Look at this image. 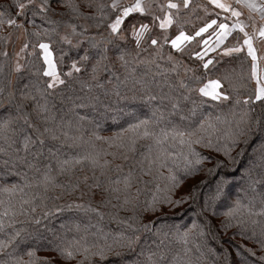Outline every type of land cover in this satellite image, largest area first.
Wrapping results in <instances>:
<instances>
[{"label":"trees","instance_id":"obj_1","mask_svg":"<svg viewBox=\"0 0 264 264\" xmlns=\"http://www.w3.org/2000/svg\"><path fill=\"white\" fill-rule=\"evenodd\" d=\"M73 2L78 11L64 0H49L47 12L18 18L24 28L0 25V189L17 184L24 188L25 199L35 197L21 214L24 194L9 199L0 191V213L9 205L17 210L0 240L21 230L13 245L0 253V264H12L17 256L28 261L29 251H35L37 264H79L82 253L68 259L57 250L77 241L112 246L103 260L97 256L84 264H149V253L155 254L157 264H264V215L258 214L264 207V101L254 98L256 82L245 47L224 54L225 47L242 45L243 34L233 32L219 50L201 60L194 55L204 53L201 37L187 43L182 53L170 43L163 49L148 41L137 47L128 24L140 14L126 18L123 31L114 34L109 23L118 12L110 7L112 0ZM12 3L0 0V5ZM96 3L109 5L104 15ZM193 3L209 10L182 9L180 20L188 34L211 19L220 23L226 17L206 0ZM155 11L162 15L159 8ZM144 22L150 23L151 17ZM211 29L202 34L204 40ZM163 31L155 27L152 35L159 37ZM167 34L174 38L177 26ZM40 43L50 45L64 84L48 87L51 78L45 74ZM18 48L24 58L19 69ZM209 59L213 62L205 69ZM209 79H219L229 99L203 96L198 88ZM238 96L253 99L236 104ZM249 109L251 129L233 145L244 127L240 118ZM139 120L150 121L151 135L143 136V128L129 129ZM4 121H9L6 127ZM175 132H195L193 139L203 138L192 145L205 157L201 163ZM26 137L35 142L27 152ZM63 161L69 163L62 169ZM45 175L54 182L45 185ZM237 201L247 207L229 216ZM128 238L135 241L131 247Z\"/></svg>","mask_w":264,"mask_h":264},{"label":"snow or ice","instance_id":"obj_2","mask_svg":"<svg viewBox=\"0 0 264 264\" xmlns=\"http://www.w3.org/2000/svg\"><path fill=\"white\" fill-rule=\"evenodd\" d=\"M65 4L71 8L73 11L79 10V5L75 4L73 0H64ZM209 4L214 5L215 8L223 10L225 13H230V17H225V19L235 18L232 20L231 26L228 23L220 22L217 24L216 19H211L210 22L205 23L202 27L194 32V34H188L183 30L180 16L182 9H189L192 6V0H166L165 3L157 4L155 0H132L131 3L128 4H121L120 0H112L110 7L114 10H117L118 14L115 15V18L109 23V28L111 33L120 34L123 29L121 28L122 25L125 23V19L130 17L132 14H140L139 17L130 21L128 24V30H130L131 35L135 38V43L137 47L141 46V44L145 41L150 42L151 45L156 46L160 49H163L164 45L171 44L172 48L176 49L178 52L184 51V46L187 43L194 41L197 37H201L203 44L206 46L204 53L197 51L194 53L195 56L200 58L201 60L204 59V55L207 54L208 51H215L216 48L220 47V45L224 44V41L233 34L234 31L239 30V33L243 34V43L239 46L234 47H225L224 54H232V53H239L244 51V46H247V55L251 57L252 60V72L251 76L256 82L255 88V100L264 101V75H262L259 71V64H258V57L256 54V48L254 47L253 41L257 37L264 41V2H258V0H235V5L232 3H228L227 0H208ZM89 7H92L93 4L89 2ZM49 0H41L40 3H37V0H13L11 5H0V25L7 24L8 26H14L16 28H24L23 23H18V18H26L28 12H31L32 16L35 17L42 12H47L49 10ZM95 7L101 10V15H104L103 9L109 7L104 3H96ZM197 7H204L205 11L207 12V7L204 5H197ZM159 8L162 15H157L155 9ZM242 8H247L250 12H257L259 13V18L261 24L255 31L250 34L246 31L248 25L245 21L241 20L240 17L243 15L241 11ZM216 16H219L220 13H215ZM15 17V18H14ZM145 17H151V22H144ZM250 20H254V17L251 15L249 16ZM158 22V24H157ZM34 23V21H33ZM176 25L178 28V34L175 35L174 38H169L167 34V30L171 28L173 25ZM213 25H216V28L213 29V35L216 37L213 44H209L208 40H204L202 34L208 32L210 28H213ZM72 30L75 32L76 26L72 25ZM158 27L159 29L164 30L163 33L159 36H153L152 31L153 28ZM253 27L255 25L253 24ZM27 31V29H25ZM121 38H124L121 36ZM69 44H71V40L68 39L67 36L63 37ZM25 48L28 47L27 44L24 46ZM39 48L43 50L44 53V60L48 65V70L46 71V75L52 78L51 83L48 84L49 88H55L57 84H64L65 81L61 79L59 73L56 71V64L52 58V52L50 49V45L48 43H40ZM121 60H124V56L121 55ZM172 59V56L169 55V60ZM212 60H207L203 67L205 69L208 68L209 64H212ZM127 63V61H125ZM20 65H17V69H19ZM72 68L75 71H79L80 69L76 66L75 62L72 64ZM68 75H72L71 71ZM185 87H187L185 85ZM222 85L219 79H209L207 83L203 84V86L198 88V91L205 97H211L213 100H227L229 96L221 91ZM119 95V93H117ZM253 97L248 96L241 100L239 96L236 99V104H249L252 101ZM45 111L47 108L45 106ZM251 109L244 111L243 115L240 118V124H243L244 127L241 128L236 138L233 139L232 143L235 145L239 141L240 136H244L247 131H250L252 120L249 115ZM9 121H4V126L8 125ZM150 123L148 120H139L136 124L129 125V129L132 131H137L138 129L143 128V132L141 133L143 136H149L151 133L147 129V125ZM257 124L259 121L256 122ZM211 127V125H209ZM200 128H204V123L202 122ZM47 130V129H46ZM175 136H179L180 143L182 145H187L190 154L196 157V163L199 164L202 162L205 157L200 156L198 152L192 147L193 144H200L203 140L202 137H198L193 139L192 137L195 136V132L186 134L184 132H175ZM67 135V133H65ZM187 137V138H185ZM55 135L52 136V139H57ZM41 145L44 143L42 139L38 141ZM163 141L157 140V143H162ZM31 143H35L31 140V137H26L24 140V151L27 152ZM207 146H211V141L207 142ZM220 150V149H217ZM0 151H4L0 149ZM224 153L226 156H230V149L225 148ZM7 154V153H6ZM20 162L26 163V157H18L17 158ZM155 162V161H154ZM9 163L8 160L4 161L5 166ZM68 161H63L61 167L63 169L64 165H67ZM29 167H33L34 165L29 163ZM161 166H163V160L161 161ZM175 179V177H173ZM45 185L54 182V178L48 175L44 176ZM25 186H28L27 184ZM0 191L9 194V199H11L17 192L23 193L20 197V206L19 211L21 214L25 213L27 209L24 207L26 204H31L32 200L35 197H31L25 199L27 195L24 193V188L20 185L13 184L11 186H5ZM155 202V201H154ZM169 203H173V201L169 200ZM181 201H177L175 203H179ZM4 201L0 200V204H3ZM264 204V200L261 201ZM71 207V205H69ZM77 207H81L77 205ZM242 206L239 201H237L236 208L230 209L228 215H233L234 212L238 211ZM249 213L251 214V208L248 209ZM31 211L35 212V207H32ZM259 215H264V207H261ZM17 215V210L12 208L9 205V208H6L2 213H0V232H3L6 227L11 226L15 222V216ZM8 218V219H6ZM39 219H35V223H39ZM255 222V221H254ZM147 228V225H144ZM196 227V225H193ZM21 234V230H15L13 233L8 234L6 239L0 240V253H3L5 249L9 248L13 245L16 241L17 237ZM189 233H184V242L188 243L187 237ZM138 239V237H137ZM135 241L132 238H128L127 246L131 247V245ZM262 246H264V241H261ZM121 247L125 245L120 244ZM95 248V250H93ZM61 255L65 258L71 259L74 258L77 254L82 253L83 259L79 262V264H84L85 260H90L93 257H100L101 260L106 258L108 252L112 251L111 245H101V246H88V245H80L79 241L75 242L74 246L70 247H63L57 249ZM254 254V253H253ZM11 257L12 254L8 253ZM27 255L31 258L28 261H25L23 257L17 256L12 257V264H37L38 257H36L35 251L27 252ZM155 255L154 253H149V264H157L156 261L152 260V256ZM6 264V262H5ZM44 264H50L49 261H45ZM191 264V262H189Z\"/></svg>","mask_w":264,"mask_h":264},{"label":"rangeland","instance_id":"obj_3","mask_svg":"<svg viewBox=\"0 0 264 264\" xmlns=\"http://www.w3.org/2000/svg\"><path fill=\"white\" fill-rule=\"evenodd\" d=\"M227 1H229V0H227ZM231 1H233V0H230L229 2H231ZM132 2V0H124L123 1V3L124 4H128V3H131ZM258 2H264V0H258ZM191 8H192V11H191V13H193V12H195V9H197V3H193L192 4V6H191ZM209 9L207 8V11H208ZM246 10L248 11V12H250L247 8H246ZM203 11L204 12H206L205 11V9L203 8ZM229 15L227 16V17H230V13H228ZM246 14V13H245ZM250 14H254L255 16V18H254V21L253 20H250L251 21V23L253 22L254 23V25H255V27H253V26H249V23H250V21H249V19L247 18V16L245 17V18H243L242 16L240 17V18H242L244 21H246V18L248 19L247 21H248V27L246 28V31H248L250 34H252L254 31H255V29L256 28H258L259 26H260V24H261V21H260V18H259V13H257V12H250ZM233 19H235V18H230V19H224L222 22H225V23H228L230 26H231V24H232V20ZM241 19V20H242ZM246 24H247V22H245ZM217 24H219V23H217ZM216 28V25H215V27H213L211 30H210V35H209V38L208 39H206V40H208V42H209V44L211 45V44H213V42L215 41V39H216V37L213 35V29H215ZM243 36V35H242ZM243 38V37H242ZM253 44H254V47L256 48V54H257V57H258V64H259V71H260V73L262 74V75H264V41H262L260 38H256V39H254V41H253ZM202 45H204V44H202ZM223 46V44L222 45H220V47H218V48H216L215 49V51H208L207 52V54L206 55H204V57H206L207 55H209V54H211V53H213V52H216L217 50H219L221 47ZM205 45H204V48H203V50H205ZM245 49L247 50V46H245ZM52 52V51H51ZM16 53H17V56H16V66L19 64L20 66L22 65V63H23V56H21V50L19 51V48L16 50ZM203 54V53H202ZM42 57H43V61H44V63H45V68H46V70H45V73H46V71L48 70V65H47V63L45 62V60H44V53H43V50H42ZM52 58H53V60H54V56H53V53H52ZM54 62H55V60H54ZM56 64V63H55ZM56 71L58 72V69H57V66H56ZM49 77V76H48ZM51 78V77H50ZM51 81H52V78H51ZM255 86H256V84H255Z\"/></svg>","mask_w":264,"mask_h":264},{"label":"crops","instance_id":"obj_4","mask_svg":"<svg viewBox=\"0 0 264 264\" xmlns=\"http://www.w3.org/2000/svg\"><path fill=\"white\" fill-rule=\"evenodd\" d=\"M206 1L208 2V0H206ZM229 1H230V0H229ZM229 1H227V2H228V3H232L233 5H235V0H233V1H231V2H229ZM208 3H209V2H208ZM212 6L215 8L214 5H212ZM215 9H217V8H215ZM217 10H219L220 12H222L223 14H225V15H227V16L229 15L228 13H225V12H224L223 10H221V9H217ZM241 11L243 12V15H242L243 18H245V17L247 16V18L249 19V16H250V15H251L252 17L255 16L254 14H250V12H248V11L246 10V8H242ZM245 13H246V14H245ZM247 18H246V21H245V22H247V25H248V21H247L248 19H247ZM254 18H255V17H254ZM240 19H242V18H240ZM242 20H243V19H242ZM243 21H244V20H243ZM249 21H250V19H249ZM253 21H254V20H253ZM253 24H254V23H253V22L251 23V21H250L249 26H253ZM236 31H239V30H236ZM234 32H235V31H234ZM229 37H230V36H229ZM229 37H228V38H229ZM228 38H227V39H228ZM227 39H226V40H227ZM226 40H225V41H226ZM225 41H224V43H225ZM244 47H245V46H244Z\"/></svg>","mask_w":264,"mask_h":264}]
</instances>
